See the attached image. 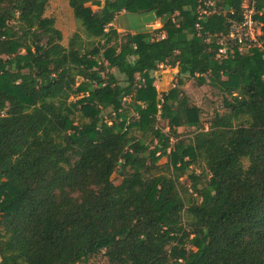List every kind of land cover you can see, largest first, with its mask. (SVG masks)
Listing matches in <instances>:
<instances>
[{"label": "trees", "instance_id": "1", "mask_svg": "<svg viewBox=\"0 0 264 264\" xmlns=\"http://www.w3.org/2000/svg\"><path fill=\"white\" fill-rule=\"evenodd\" d=\"M209 2L68 0L86 38L64 47L49 0H0V264H264L263 52L216 58L241 0ZM121 13H153L163 36H120ZM159 65L176 70L161 95ZM191 79L226 95L208 129Z\"/></svg>", "mask_w": 264, "mask_h": 264}, {"label": "rangeland", "instance_id": "2", "mask_svg": "<svg viewBox=\"0 0 264 264\" xmlns=\"http://www.w3.org/2000/svg\"><path fill=\"white\" fill-rule=\"evenodd\" d=\"M210 1L213 2L217 0ZM45 16L53 17L55 19V27L60 30L62 34L61 44L64 47H67L69 39L75 33H78L84 39L86 38L83 28L73 16L72 10L68 5V0H49L48 7L45 11ZM155 20L156 18L154 17L153 13H122L115 18L112 27L118 31L120 36L126 34L142 33L148 35V37L151 39L161 38L163 34L158 32V29L161 27V25L159 26L158 24H155ZM103 65L105 66L106 63ZM111 72L116 74L118 78H121L116 70L112 69ZM152 75L154 78L153 84L156 87L159 95L171 89L176 83V70L170 68L169 66H159L158 71ZM79 83H81V80H77V85ZM183 94L187 100L188 106L199 109L198 121L201 128L208 129L215 115L221 116L227 112V109L223 104V99L226 95L222 94L218 88L211 86L208 80L202 86L197 85V82L194 79L188 80L183 88ZM71 99L73 100L74 98L71 97ZM125 112L128 114V116H135V112L130 104L129 99L125 104ZM75 115L76 121L82 119L79 112H75ZM155 126L162 129L164 132L168 131L166 123L162 120L158 119ZM194 131H196L195 127H179L177 129V133L179 134L178 139L188 141L192 137ZM131 135H135L136 137L142 136L138 132H134ZM144 139L146 140V143L151 144L152 146L156 145V141L152 139L150 134H146ZM166 161V158H162L158 164L162 167L165 165L166 167ZM190 168L194 170L196 174H201L203 171H205L200 162L191 165ZM111 180L116 185L121 182V178L117 174H113L111 176ZM179 182L184 184L185 187H189L190 185L186 180V176H182L179 179ZM88 264L108 263L106 262L105 257L102 254H99L90 258L88 260Z\"/></svg>", "mask_w": 264, "mask_h": 264}, {"label": "built area", "instance_id": "3", "mask_svg": "<svg viewBox=\"0 0 264 264\" xmlns=\"http://www.w3.org/2000/svg\"><path fill=\"white\" fill-rule=\"evenodd\" d=\"M256 2L257 0H241L240 20H231L226 33L214 35L216 58L226 59L235 52L243 53L250 49H258L263 52L262 59H264V47L261 41L262 24L259 21L262 11L257 10ZM212 4L209 2L207 6ZM201 13L205 14L206 11L202 10Z\"/></svg>", "mask_w": 264, "mask_h": 264}, {"label": "crops", "instance_id": "4", "mask_svg": "<svg viewBox=\"0 0 264 264\" xmlns=\"http://www.w3.org/2000/svg\"><path fill=\"white\" fill-rule=\"evenodd\" d=\"M122 14V13H121ZM155 24H158L159 26L161 25V22H160V20H155Z\"/></svg>", "mask_w": 264, "mask_h": 264}]
</instances>
